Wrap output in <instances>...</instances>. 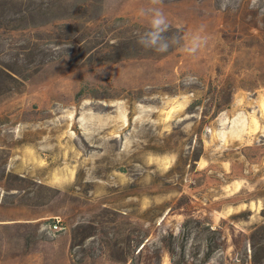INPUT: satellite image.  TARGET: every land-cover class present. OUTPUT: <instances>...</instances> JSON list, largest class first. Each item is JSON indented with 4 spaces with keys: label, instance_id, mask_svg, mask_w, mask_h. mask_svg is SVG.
I'll list each match as a JSON object with an SVG mask.
<instances>
[{
    "label": "rangeland",
    "instance_id": "rangeland-1",
    "mask_svg": "<svg viewBox=\"0 0 264 264\" xmlns=\"http://www.w3.org/2000/svg\"><path fill=\"white\" fill-rule=\"evenodd\" d=\"M255 254L264 0H0V264Z\"/></svg>",
    "mask_w": 264,
    "mask_h": 264
},
{
    "label": "clouds",
    "instance_id": "clouds-1",
    "mask_svg": "<svg viewBox=\"0 0 264 264\" xmlns=\"http://www.w3.org/2000/svg\"><path fill=\"white\" fill-rule=\"evenodd\" d=\"M165 23H166V21H165V18H164V14L162 12H160V11H156L155 14H154L153 21H152L153 26L155 28L159 29V28H161V26H164ZM138 42L141 43L142 45H146L147 44V42L144 39H140ZM156 50H158V51H166L167 48L165 46V47L157 48Z\"/></svg>",
    "mask_w": 264,
    "mask_h": 264
},
{
    "label": "trees",
    "instance_id": "trees-1",
    "mask_svg": "<svg viewBox=\"0 0 264 264\" xmlns=\"http://www.w3.org/2000/svg\"><path fill=\"white\" fill-rule=\"evenodd\" d=\"M139 243H138V245H140ZM212 252H213V245L212 244H209V251L207 252V259L210 258V255L212 254ZM131 264H136L135 263V260H133V262ZM253 264H263L262 263V259H260L259 257H257L256 254L253 257Z\"/></svg>",
    "mask_w": 264,
    "mask_h": 264
},
{
    "label": "crops",
    "instance_id": "crops-1",
    "mask_svg": "<svg viewBox=\"0 0 264 264\" xmlns=\"http://www.w3.org/2000/svg\"><path fill=\"white\" fill-rule=\"evenodd\" d=\"M35 164L37 163V164H39L40 163V161H39V159L37 158V157H35V159H34V161H33Z\"/></svg>",
    "mask_w": 264,
    "mask_h": 264
},
{
    "label": "built area",
    "instance_id": "built-area-1",
    "mask_svg": "<svg viewBox=\"0 0 264 264\" xmlns=\"http://www.w3.org/2000/svg\"><path fill=\"white\" fill-rule=\"evenodd\" d=\"M54 228H57V226H54Z\"/></svg>",
    "mask_w": 264,
    "mask_h": 264
}]
</instances>
